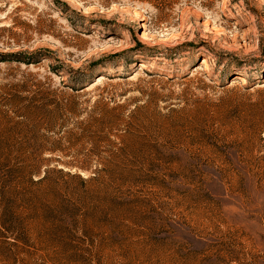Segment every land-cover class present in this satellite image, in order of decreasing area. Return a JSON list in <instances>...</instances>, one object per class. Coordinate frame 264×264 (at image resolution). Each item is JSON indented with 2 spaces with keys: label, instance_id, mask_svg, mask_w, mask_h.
<instances>
[{
  "label": "rangeland",
  "instance_id": "rangeland-1",
  "mask_svg": "<svg viewBox=\"0 0 264 264\" xmlns=\"http://www.w3.org/2000/svg\"><path fill=\"white\" fill-rule=\"evenodd\" d=\"M0 202L71 246L0 264H264V0H0Z\"/></svg>",
  "mask_w": 264,
  "mask_h": 264
},
{
  "label": "trees",
  "instance_id": "trees-1",
  "mask_svg": "<svg viewBox=\"0 0 264 264\" xmlns=\"http://www.w3.org/2000/svg\"><path fill=\"white\" fill-rule=\"evenodd\" d=\"M89 84V83H88ZM86 83V86L88 85ZM93 84V82L91 83ZM89 84L87 86V88L91 85ZM86 86L83 85H79L76 88H71L74 92H79L81 90H83ZM40 101L43 103H41L39 105V107H34V110L36 111H40L42 112L44 110L45 113H47V109L48 107H52V111L47 113L48 117H52L53 114L60 112L63 109V104L61 102L55 101V100H46V96L42 97L40 99ZM28 109H26V111H29L30 109H32V106H28ZM120 107L117 106L115 107V110H118ZM68 109L70 111H73L76 109V103L73 101L72 103L69 104ZM111 111L109 110V112L105 113L106 118L111 114ZM105 116L102 117H98L96 119H93L92 122L90 124L87 125H83L82 127H80L81 130V136H85V137H92L95 134H97V131H91L92 128H95V126H98L97 128H100L99 132H103V129L106 126H111L113 124V122L109 119H106ZM49 124H54L55 122L50 120ZM105 130V129H104ZM37 150L39 151H48V152H53L55 149L53 148H46L44 146L39 145L37 147ZM0 209H1V213H0V220H1V228L4 232L9 233L11 236H14V238L12 239V242H7L8 247H10L11 249L14 250V254H18L20 253L21 255H26V256H33L36 255L38 252H44L43 249L39 248V246H37L36 242H41V243H45L46 245V250L48 249H53L54 245H64L66 247H69L71 249V246L69 245V243L67 244V240L66 239H61L58 238L56 236V233H54V231H49V230H44V231H39L36 235L37 239L36 240H32L31 235L29 234V231L26 230L25 225H24V220L20 219L19 216L15 215V213H13V211H11L12 207L7 205L6 203L0 202ZM58 222L61 223H65L67 220H63V219H58ZM48 223L53 224V221H50V218H44L43 219V225H46ZM55 223V220H54ZM1 234V233H0ZM3 234V233H2ZM6 244V243H5Z\"/></svg>",
  "mask_w": 264,
  "mask_h": 264
},
{
  "label": "bare ground",
  "instance_id": "bare-ground-1",
  "mask_svg": "<svg viewBox=\"0 0 264 264\" xmlns=\"http://www.w3.org/2000/svg\"><path fill=\"white\" fill-rule=\"evenodd\" d=\"M150 41L158 42L159 39H158L157 37L154 36L153 38H150ZM138 67H139L140 69H144V68H145V66H144L143 64H139ZM198 67L201 68V69H205V70H206V69H209V68H210V65H209V63H208L207 61H205V60H201V61L199 62ZM103 80H104V78H103L102 76H98V77L93 81V84H91V85L87 88V90L90 89V88H92V87H94V86H96V85H98V83L102 82ZM257 87H259V86H257ZM260 87H262V86H260Z\"/></svg>",
  "mask_w": 264,
  "mask_h": 264
}]
</instances>
